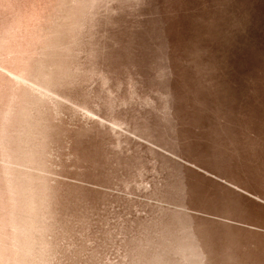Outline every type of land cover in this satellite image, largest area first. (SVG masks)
<instances>
[{
    "label": "rangeland",
    "instance_id": "rangeland-1",
    "mask_svg": "<svg viewBox=\"0 0 264 264\" xmlns=\"http://www.w3.org/2000/svg\"><path fill=\"white\" fill-rule=\"evenodd\" d=\"M0 264H264V0H0Z\"/></svg>",
    "mask_w": 264,
    "mask_h": 264
}]
</instances>
